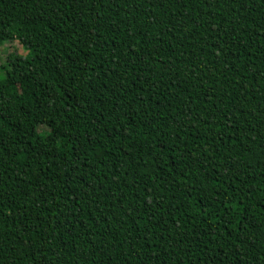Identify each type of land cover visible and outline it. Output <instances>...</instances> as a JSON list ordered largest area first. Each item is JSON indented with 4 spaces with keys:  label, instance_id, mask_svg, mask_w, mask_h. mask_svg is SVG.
<instances>
[{
    "label": "trees",
    "instance_id": "1",
    "mask_svg": "<svg viewBox=\"0 0 264 264\" xmlns=\"http://www.w3.org/2000/svg\"><path fill=\"white\" fill-rule=\"evenodd\" d=\"M7 42L0 264H264V0H0Z\"/></svg>",
    "mask_w": 264,
    "mask_h": 264
},
{
    "label": "rangeland",
    "instance_id": "2",
    "mask_svg": "<svg viewBox=\"0 0 264 264\" xmlns=\"http://www.w3.org/2000/svg\"><path fill=\"white\" fill-rule=\"evenodd\" d=\"M10 51H13L18 54L26 55V53H29L28 50L24 49L20 44L17 42H7L3 46H0V65L3 63V61L6 58V54ZM39 131L45 130V126L39 125L37 127Z\"/></svg>",
    "mask_w": 264,
    "mask_h": 264
}]
</instances>
